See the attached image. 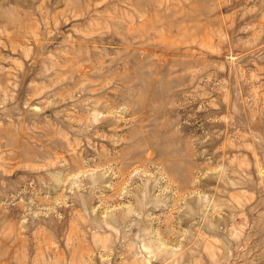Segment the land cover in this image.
<instances>
[{
  "label": "rangeland",
  "instance_id": "1",
  "mask_svg": "<svg viewBox=\"0 0 264 264\" xmlns=\"http://www.w3.org/2000/svg\"><path fill=\"white\" fill-rule=\"evenodd\" d=\"M0 264H264V0H0Z\"/></svg>",
  "mask_w": 264,
  "mask_h": 264
}]
</instances>
